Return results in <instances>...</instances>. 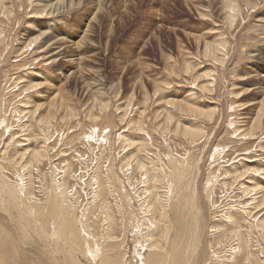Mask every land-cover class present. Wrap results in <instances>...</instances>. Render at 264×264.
<instances>
[{"label":"rangeland","instance_id":"1","mask_svg":"<svg viewBox=\"0 0 264 264\" xmlns=\"http://www.w3.org/2000/svg\"><path fill=\"white\" fill-rule=\"evenodd\" d=\"M54 1L0 0V261L100 264L103 248L136 263L187 219L185 264H264V117L244 136L264 97V0H235L232 20L224 0H65L48 15ZM168 191L170 228L153 235Z\"/></svg>","mask_w":264,"mask_h":264},{"label":"bare ground","instance_id":"2","mask_svg":"<svg viewBox=\"0 0 264 264\" xmlns=\"http://www.w3.org/2000/svg\"><path fill=\"white\" fill-rule=\"evenodd\" d=\"M69 2H68V4L69 3H71V0H68ZM64 4H65V0H57V1H54V2H51V3H49V6H48V10L46 11L47 13H48V15H51L52 13L54 14L55 12H57L58 11V7H60V6H64ZM70 5V4H69ZM224 7H225V10H224V15L227 17V18H230L231 20L232 19H234V17H235V12L237 11V6H236V2H235V0H224ZM63 9V8H62ZM224 9V8H223ZM46 13V14H47ZM238 14V13H237ZM43 15H45V13L43 12ZM46 17V16H45ZM230 20V21H231ZM230 25V24H229ZM46 35V34H45ZM44 37V36H43ZM196 38V37H195ZM41 39V38H40ZM61 39L60 38H56L55 37V44L57 43V42H59ZM38 43V38L36 37L35 39H31L30 41H29V45L28 46H34V47H36V43ZM35 43V44H34ZM197 44V43H196ZM49 46V45H48ZM27 47V46H26ZM203 49H204V55L205 56H210V55H213L214 57H215V59H217V61L218 62H221V63H223L224 62V58L223 57H225L224 56V54L223 55H220V57H218L217 56V54H218V52L220 51L218 48V46H215V45H206V44H204L203 45ZM40 47H37V49H39ZM43 48V47H42ZM42 48H40V50L42 49ZM36 49V50H37ZM47 49V47H45V48H43L42 50L43 51H45ZM39 50V51H40ZM186 52H188V51H186ZM57 53L55 52V58L58 56V55H56ZM51 56H53V55H51ZM223 59H222V58ZM51 59H49V61H50ZM75 59H71L70 61H74ZM48 61V62H49ZM69 61V62H70ZM56 63V59L55 60H52V61H50V63L52 64V63ZM49 63V64H50ZM70 64H72L71 62H70ZM42 84H40V83H38V86L39 87H42L41 86ZM35 86H37L36 84H35ZM256 86V85H255ZM31 87V86H30ZM30 89V88H29ZM98 90V89H97ZM253 89H251V88H247V89H245L244 91H241L240 93L242 94V96L243 95H245V94H247V93H249L250 91H252ZM264 92V91H263ZM241 94L238 96V98L241 96ZM264 94V93H263ZM94 96H95V93H94ZM264 96V95H263ZM96 97V96H95ZM94 99V98H93ZM173 100V99H172ZM175 100V99H174ZM173 100V102H171L172 104V107H175V109L174 110H177V111H186V110H190V112H191V110L192 111H195L196 113L198 112V113H201V114H203V113H205L206 114V111L205 110H202V109H199V108H196V107H194L193 105H191V104H189V103H183L182 102V104L180 103V102H176V100L174 101ZM63 101H64V99H63ZM68 101V100H67ZM66 100L64 101V102H67ZM178 101V100H177ZM95 102V101H94ZM169 102V101H168ZM258 102V109H257V111H256V117L253 119L254 121H253V124H252V126L251 127H249L250 129L248 130V132L244 135V136H248V137H252L253 136V133H252V130H254L255 128H256V126H258L259 125V123H261V119L264 117V97H263V99H261L260 101H257ZM69 103V102H68ZM99 103V102H98ZM250 103V102H249ZM248 103V104H249ZM255 103V102H254ZM62 104V103H61ZM96 104V103H95ZM255 104H257V103H255ZM246 104H244V107L243 108H246V107H248V106H245ZM60 106V105H59ZM96 106H97V104H96ZM167 106H169V105H167ZM91 107H93V106H91ZM54 108V107H53ZM62 108V107H61ZM66 108H67V106H66ZM64 109V108H63ZM167 108H165V110H163V116L165 117V121L167 122V123H171V120H172V112H170L169 110H166ZM171 110V109H170ZM55 111V110H54ZM53 111V112H54ZM58 111H59V109H58ZM65 111V110H64ZM52 112V111H51ZM66 112V111H65ZM189 112V111H188ZM49 113V112H48ZM191 113H193V112H191ZM51 114V113H50ZM58 114V113H57ZM67 114V113H66ZM65 115V114H64ZM195 115V114H194ZM204 117V116H203ZM64 118V117H63ZM208 118V117H207ZM244 118V117H243ZM49 125V124H48ZM250 125V124H249ZM242 129V128H241ZM181 130H182V134L183 135H187L190 139H194V138H192L191 136H189V134H191V133H194L195 131H197V132H199L197 129H194V128H190V127H187V126H185V125H183L182 127H181ZM41 151H39L38 150V152L36 151V152H34L32 155H33V157H34V159L35 160H37V159H39L40 157L39 156H44V155H42L41 153H40ZM39 161V160H38ZM173 164V163H172ZM141 168V167H140ZM178 169H179V167L177 166V165H174L173 166V170H171V171H173V173L171 172V177H175L176 178V180L178 181V182H180L181 180H182V178H181V176H178L179 174H178ZM180 170H181V168H180ZM176 171V172H175ZM173 182V181H172ZM2 183H4V182H1L0 181V184L1 185H3ZM170 185V184H169ZM175 186V185H174ZM177 186V185H176ZM4 187H5V185H4ZM172 187H173V185H172ZM6 188H7V185H6ZM9 188V187H8ZM179 188V187H178ZM261 188V187H260ZM158 189V188H157ZM172 189H175V188H172ZM2 190V189H1ZM10 189H8V191H9ZM177 190V189H176ZM175 190V191H176ZM12 191V190H11ZM10 191V192H11ZM161 191H162V189H161ZM167 191V190H166ZM180 191H181V188H180V190H177V192H175L176 193V195H175V193L173 192V195H172V192H169L168 194L170 195V197L167 199L166 198V200L165 199H163V200H161V197H159V196H157L156 195V198H158V206H159V210H158V219H154L155 217L154 216H152V218H153V220L154 221H152V224L153 225H155V227L153 228V230L155 229V232H152L153 233V235H157V233L158 232H160L161 230L163 231V234L168 230V227L170 228V225L168 226V224H170V223H168L167 221V219H166V217H167V214H166V212H167V207H169L170 206V202L168 203V201L167 200H170V198H171V196L173 197L174 195L175 196H177V197H175V198H180L181 197V193H180ZM184 191V190H183ZM264 192V191H263ZM0 193H1V191H0ZM158 193V192H157ZM163 194V193H162ZM53 197V196H52ZM165 197V196H164ZM262 197H263V200H264V193L262 194ZM54 198V197H53ZM20 201H21V199H20ZM54 201V200H53ZM156 201V200H155ZM172 202H174V201H172ZM21 203H22V201H21ZM54 203L55 202H53L52 204L54 205ZM185 203V202H184ZM152 208H153V212H155L156 211V208L154 207V206H152ZM61 209V207L59 208V210ZM66 209V208H65ZM69 212V211H68ZM22 214H26L27 215V217H28V211L26 210V207H25V209L23 210V212H21ZM70 216V215H69ZM132 216V215H131ZM26 217V218H27ZM71 217V216H70ZM168 218V217H167ZM28 219V218H27ZM69 219V218H68ZM73 219V218H72ZM28 221V220H27ZM74 221H75V219H74ZM184 222H183V225H182V235L180 234V232L174 237V239L171 241V245H170V250H169V252L168 251H165L163 254H161V253H159V254H157L156 256L153 254V253H151V252H153L154 250H156V248H150L148 251H149V254H146L145 252L143 253V259L141 258V260L139 259H136V263H132V261H130V256H128V252L126 251V252H123V253H121L122 255V257L121 256H116V258H115V261L116 262H119V264H185L183 261H184V258H183V252H182V248H181V245H182V243L184 242V241H182V237L183 236H188V235H190V240H191V242H194V239L196 238H194V235H195V231L193 230V231H191V227L190 226H188L187 225V219L185 220H183ZM62 222V221H61ZM67 220H65L64 221V223H65V228H64V231H65V233L64 234H66L67 236H71L72 238H69V241L71 242V243H73L76 247H78V249L79 250H82L83 248H84V246H85V248L90 244V242H92L93 240V238H92V236L89 234L90 232H85V236H86V239L85 240H87V241H83V240H81V239H83V238H85V237H83L82 236V234H78L79 236H77V237H75V235L73 236L72 234H71V230L70 229H73L72 228V224H71V222L74 224V222H73V220H71V222L69 221V223H70V226L68 227L67 226ZM79 223H81V222H79ZM168 223V224H167ZM184 223H185V226H184ZM29 224V223H28ZM44 225V224H43ZM83 225V224H82ZM129 225V224H128ZM30 226V225H29ZM52 226H54L53 224H52ZM62 226V225H61ZM83 227V226H82ZM39 228V227H38ZM43 228V227H42ZM54 228H55V226H54ZM77 228V227H76ZM151 229H152V227H151ZM172 229V228H171ZM196 229V228H195ZM83 230H85L84 228H83ZM132 230H133V228H132ZM81 231V230H80ZM171 231V230H170ZM180 231V230H179ZM132 232H134V231H132ZM157 232V233H156ZM77 233V232H76ZM75 233V234H76ZM81 233V232H80ZM168 233V232H167ZM176 234V233H175ZM65 235V236H66ZM170 235V234H169ZM66 236V237H67ZM91 236V237H90ZM103 236V235H102ZM106 236V235H105ZM168 236V234L167 235H165V237H167ZM74 237V238H73ZM109 238V237H108ZM67 240H68V237L66 238ZM135 239V241L138 239V238H134ZM149 240V239H148ZM183 240H184V238H183ZM83 242H84V244H83ZM86 242V243H85ZM149 243L150 242H155L153 239H150L149 241H148ZM93 243V242H92ZM91 245H94V243L93 244H91ZM192 243H189V245H188V247L189 248H191L192 247ZM109 246V245H108ZM107 246V247H108ZM89 247H90V245H89ZM91 247H93V246H91ZM121 247V246H120ZM126 247V246H125ZM4 248V247H3ZM88 248V247H87ZM94 248V247H93ZM126 248H128V247H126ZM129 248H130V246H129ZM2 248L0 247V250H1ZM89 249H91V248H88V250ZM3 250V249H2ZM7 250V249H6ZM101 250V249H100ZM111 250V249H110ZM114 250V249H113ZM126 250V249H125ZM130 250V249H129ZM92 251V250H91ZM98 251V250H97ZM6 252V251H5ZM84 252V251H83ZM93 252V251H92ZM103 252V248H102V251H101V255H100V258L99 259H97V261H100V264H111L110 263V258L108 257V255L106 254V253H102ZM116 252V251H115ZM81 254H83L82 252H80ZM90 253V252H89ZM112 253H114V251H112ZM6 254V253H5ZM87 254V253H86ZM93 254V253H92ZM117 254V253H116ZM115 254V255H116ZM95 255V254H94ZM97 255V254H96ZM15 256V255H14ZM82 256V255H81ZM98 256V255H97ZM96 256V257H97ZM152 256H155V258L154 259H152ZM2 257V256H1ZM134 256H132V258H133ZM7 258V257H6ZM1 259V258H0ZM3 259V258H2ZM85 259H87V258H85ZM8 260L10 261V259L8 258ZM129 260V261H128ZM93 261H95V259H93ZM133 262H135V261H133ZM0 264H6L5 262H4V260H2V261H0ZM12 264V263H11Z\"/></svg>","mask_w":264,"mask_h":264}]
</instances>
